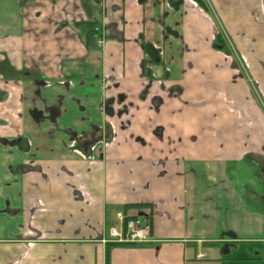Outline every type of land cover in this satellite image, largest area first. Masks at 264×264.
Masks as SVG:
<instances>
[{"label":"crops","instance_id":"crops-1","mask_svg":"<svg viewBox=\"0 0 264 264\" xmlns=\"http://www.w3.org/2000/svg\"><path fill=\"white\" fill-rule=\"evenodd\" d=\"M207 1L0 0V264H264V103L210 19L264 95V0Z\"/></svg>","mask_w":264,"mask_h":264},{"label":"rangeland","instance_id":"rangeland-1","mask_svg":"<svg viewBox=\"0 0 264 264\" xmlns=\"http://www.w3.org/2000/svg\"><path fill=\"white\" fill-rule=\"evenodd\" d=\"M205 2H207V4H208L207 0H205ZM202 9L207 14H210L209 13L210 11H208L207 8L206 9L202 8ZM212 9H213L214 14H215V9L213 7H212ZM210 19L213 20L211 27H212L213 35L215 36L217 43L222 45L224 47V50L227 52V54H229V56H232L235 61H237V59H239L240 72L243 73V76L245 77V81L250 85V87L252 89L253 88L256 89L255 91L260 95V100H261V103L263 104L264 103V95L262 93V87H261L258 79L256 77H254L253 73L250 71L249 64L247 62V57H246L247 54H245L243 52L244 47L246 48V44H247L246 40H244V39L239 40V44L241 41V44L239 46L243 47V49H242L243 51H238L234 45V41H233L230 30L228 28H226L225 26H221L220 24H217L213 17H210ZM99 36H101V33H99ZM237 64H235L234 66H238Z\"/></svg>","mask_w":264,"mask_h":264},{"label":"built area","instance_id":"built-area-1","mask_svg":"<svg viewBox=\"0 0 264 264\" xmlns=\"http://www.w3.org/2000/svg\"><path fill=\"white\" fill-rule=\"evenodd\" d=\"M117 218L124 223L125 232L117 233L114 229L110 230V235L118 237L121 243H145L150 241L149 229L143 226L137 217H124L121 212L116 213Z\"/></svg>","mask_w":264,"mask_h":264},{"label":"trees","instance_id":"trees-1","mask_svg":"<svg viewBox=\"0 0 264 264\" xmlns=\"http://www.w3.org/2000/svg\"><path fill=\"white\" fill-rule=\"evenodd\" d=\"M95 26L96 25H94L93 23H76L75 24V27L79 28L83 32V34L85 35L86 46L89 48H94L93 30H94ZM214 46H215V48L220 47L219 44L217 43V41H215ZM222 49H224L223 46H222ZM149 52L151 53V55H153L152 49H149ZM153 57H154V55H153Z\"/></svg>","mask_w":264,"mask_h":264},{"label":"flooded vegetation","instance_id":"flooded-vegetation-1","mask_svg":"<svg viewBox=\"0 0 264 264\" xmlns=\"http://www.w3.org/2000/svg\"><path fill=\"white\" fill-rule=\"evenodd\" d=\"M99 33H100V29H99V27L95 26V27H94V30H93V36H94V42H93V45H94V49H96L97 47H99V46H101V45L103 44L102 37L99 36ZM219 45H220V44H219ZM220 46H222V45H220ZM147 48H148V49H147V55H148L150 58H152L153 60H156V59L158 58V54H159V53H157L156 50H154V49L152 48V46H149V47H147ZM149 49H152V50H153V55H154V57H153V55H151V53L149 52Z\"/></svg>","mask_w":264,"mask_h":264}]
</instances>
